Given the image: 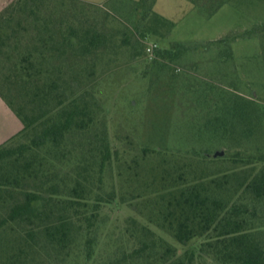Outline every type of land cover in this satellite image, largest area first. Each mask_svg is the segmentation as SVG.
Instances as JSON below:
<instances>
[{
	"label": "trees",
	"instance_id": "obj_1",
	"mask_svg": "<svg viewBox=\"0 0 264 264\" xmlns=\"http://www.w3.org/2000/svg\"><path fill=\"white\" fill-rule=\"evenodd\" d=\"M46 1L15 0L0 11V59L7 69L0 73V96L22 123L18 133L0 144V264H47L49 257L81 264H198L197 257L206 264H264V155L258 158L259 167L249 153L245 160L234 157L226 168L214 170L204 162L226 156L210 158L207 149L191 145L212 144L220 137L231 147L239 141L234 136L239 127L246 138L253 134L260 115L252 102L235 95L197 133L184 137L181 146L188 147L184 152L177 148L172 165L163 167V179L172 185L162 195L172 217L167 220L180 242L198 237L199 247L180 254L147 224L130 217L113 253L99 252L103 195L92 182L95 173L100 179L115 151L105 130L96 129L99 104L91 89L95 73L88 68L89 58L99 59L109 38L85 13L79 18L75 9L67 17L46 12ZM155 3L138 1L148 11H154ZM154 13L171 31L173 22ZM219 42L225 44L226 38ZM185 49L176 43L164 52L173 57ZM22 135L28 140L9 145ZM72 137L74 147L69 144ZM41 149L64 158L70 154L74 173L56 180L50 167L41 175ZM33 179H38L34 186ZM105 198L112 202L116 191Z\"/></svg>",
	"mask_w": 264,
	"mask_h": 264
},
{
	"label": "rangeland",
	"instance_id": "obj_2",
	"mask_svg": "<svg viewBox=\"0 0 264 264\" xmlns=\"http://www.w3.org/2000/svg\"><path fill=\"white\" fill-rule=\"evenodd\" d=\"M13 1L0 0V11ZM138 1L47 0L46 12L67 17L75 9L77 17L86 14L109 38L99 59L89 58L88 68L95 73L91 89L99 104L96 129L105 130L115 151L100 179L95 173L92 182L103 195L97 249L101 254H112L127 219L134 217L174 244L181 254L197 249L202 242L198 237L180 242L175 237L176 228L167 220L172 217L163 206L165 188L172 186L163 179V167L169 162L172 165V152L177 148L184 152L188 147L181 146V140L197 133L198 127L235 95L252 102L260 115L253 134L246 138L239 127L234 134L239 141L231 147L220 137L212 144L191 145L207 149L205 153L225 150V160L204 162L210 169H224L231 164L229 159L245 160L249 153L256 167L262 163L258 158L264 155V0H156L153 9L173 22L171 31L168 24L158 23L153 10L148 11ZM224 38L225 44L219 42ZM125 39L128 42L123 45ZM151 43L158 44L153 54L147 51ZM176 43L186 49L166 57L164 51ZM5 67L0 59V73L7 71ZM27 140L22 135L9 145ZM73 141L74 137L69 142L72 147ZM143 148L150 150L145 153ZM37 156L45 163L41 175L50 167H54L51 175L56 180L74 173L75 158L70 154L64 158L41 149ZM244 162L239 160V165ZM36 181L33 179L31 185ZM112 190L116 198L106 202V194ZM81 262L47 259V264ZM197 262L206 264L201 257Z\"/></svg>",
	"mask_w": 264,
	"mask_h": 264
},
{
	"label": "crops",
	"instance_id": "obj_3",
	"mask_svg": "<svg viewBox=\"0 0 264 264\" xmlns=\"http://www.w3.org/2000/svg\"><path fill=\"white\" fill-rule=\"evenodd\" d=\"M22 128V123L0 96V144L6 142Z\"/></svg>",
	"mask_w": 264,
	"mask_h": 264
},
{
	"label": "water",
	"instance_id": "obj_4",
	"mask_svg": "<svg viewBox=\"0 0 264 264\" xmlns=\"http://www.w3.org/2000/svg\"><path fill=\"white\" fill-rule=\"evenodd\" d=\"M224 154H225L224 149H218V150L206 153V155L210 158H217V157L223 156Z\"/></svg>",
	"mask_w": 264,
	"mask_h": 264
},
{
	"label": "built area",
	"instance_id": "obj_5",
	"mask_svg": "<svg viewBox=\"0 0 264 264\" xmlns=\"http://www.w3.org/2000/svg\"><path fill=\"white\" fill-rule=\"evenodd\" d=\"M158 48V44L157 43H151L148 47H147V51L149 54H153L154 50Z\"/></svg>",
	"mask_w": 264,
	"mask_h": 264
}]
</instances>
